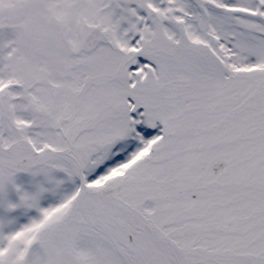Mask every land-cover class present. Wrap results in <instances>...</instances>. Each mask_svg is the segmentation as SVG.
I'll return each instance as SVG.
<instances>
[{
    "label": "snow or ice",
    "instance_id": "obj_1",
    "mask_svg": "<svg viewBox=\"0 0 264 264\" xmlns=\"http://www.w3.org/2000/svg\"><path fill=\"white\" fill-rule=\"evenodd\" d=\"M0 264H264V0H0Z\"/></svg>",
    "mask_w": 264,
    "mask_h": 264
}]
</instances>
